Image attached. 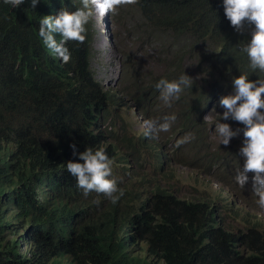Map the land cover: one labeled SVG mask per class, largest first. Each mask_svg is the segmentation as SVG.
Returning a JSON list of instances; mask_svg holds the SVG:
<instances>
[{
    "label": "trees",
    "instance_id": "obj_1",
    "mask_svg": "<svg viewBox=\"0 0 264 264\" xmlns=\"http://www.w3.org/2000/svg\"><path fill=\"white\" fill-rule=\"evenodd\" d=\"M80 6L81 0H40L35 8L31 0L18 7L0 0V264H264V222L245 214L234 228L223 218L227 208L234 209L231 203L219 205L212 196L183 198L164 181L148 179V172L135 180L141 153L153 154L157 169L150 173L164 176L171 172L163 166L172 162L175 150L170 155L145 132L127 153L120 154L122 147L110 140L114 123H106V117L127 97L122 89L103 87L90 66L96 15L85 42H68L72 59L66 64L39 37L42 16ZM131 11L141 19L142 27L134 25L137 39L152 43L155 37L153 43L160 41L171 55L163 77L137 82L136 63L126 69L124 90L144 115L151 112L154 94L158 97L155 83L185 73L184 48L213 46L220 77L216 89L193 80L174 100L173 113L180 131L206 137L203 153L192 157L200 162H191L204 183L233 187V171L242 166L238 157L234 164L206 147L216 123L204 118L224 96L222 87L233 89V77L247 71L251 79L259 78L237 47L251 39V27L238 32L231 26L222 0H123L120 26L131 19ZM72 144L78 152L102 146L114 157L113 173L125 193L118 203L95 191L84 196L66 168L70 160L82 162ZM249 198L251 210L258 209L255 194Z\"/></svg>",
    "mask_w": 264,
    "mask_h": 264
},
{
    "label": "rangeland",
    "instance_id": "obj_2",
    "mask_svg": "<svg viewBox=\"0 0 264 264\" xmlns=\"http://www.w3.org/2000/svg\"><path fill=\"white\" fill-rule=\"evenodd\" d=\"M97 22V38L95 46V56L92 60L93 71L100 81V83L107 89H122L125 96L127 97L121 107L117 110H113L107 117L106 123H114V132L111 141H116L117 147L121 148V153L129 152L132 143H134L139 136L146 131V125L144 121L148 119H161L165 115H171L173 110L178 108V105L174 104V100L171 103V106L165 104L159 97L156 98L154 92L153 101L150 104H154L151 112L149 109L147 115H144L141 111L136 110L134 103L132 102L131 95L124 90L125 88V75L126 69L132 66V63H136L135 71L137 76L135 80L140 82L143 80L144 76L151 78L153 75L156 79L157 77H163L167 75L170 69L169 60L170 57L166 55L170 53L169 48L166 46H161L162 43L156 41L155 37L151 38L152 43H148V40L142 39L139 41L137 35L134 32V25L141 26L139 13L136 11H131V19L120 26V19L118 12L109 13L106 16L96 15ZM142 27V26H141ZM251 33V28L248 29ZM161 35H158V39ZM186 39V38H185ZM183 38V40H185ZM110 40V42H109ZM194 47H191V52H189V47H185V51L182 54V62L184 64L185 73L189 75L193 80H195L199 87L210 88L209 91L216 89V81L220 79L218 69L216 68L214 55L212 54L213 46L202 43H192ZM176 50V49H174ZM181 55V54H180ZM170 61V62H169ZM123 64H125V69L123 71ZM164 64L166 68L164 69ZM167 65L169 68H167ZM152 79V80H154ZM224 84V83H223ZM227 86L222 87L224 96L230 94L231 90ZM135 92L136 88L133 89ZM133 90L129 91L133 93ZM218 99L211 106L210 110H207L205 113L204 121L217 122L221 119L224 109L219 106ZM169 108V110H167ZM213 108L216 109V112H213ZM176 114V113H175ZM217 117L216 120L213 118ZM222 123H230L235 130L236 128H241L238 122L231 119L224 121ZM243 128V127H242ZM187 133H192L193 138L179 147H177V140L185 136ZM212 134V133H211ZM212 137V138H211ZM210 139L206 141V147H209L211 152L217 151L219 156L223 158L230 159L234 164L237 160V164L243 165V157L240 155V148L242 147L243 142V133L241 132L240 136L232 139L231 143L227 146L221 144V140L216 135H211ZM206 137L198 132L191 131H180L179 123L175 122L168 132H161L157 141L159 142L158 146L162 147L165 152H169L170 155H173L171 165L167 171H171L166 175H155L151 174L150 171L153 164V157L148 154L147 151L141 153L143 158L142 165L134 168V178L135 180L141 179V177L148 172V179H154L158 181H164L169 184L173 190H176L179 195L183 198L193 199L212 196L217 199L219 205H226L231 203L234 205V209L227 210L224 212V222L233 225L234 228H237L240 216L249 214L254 220L263 221L264 219V209L258 206V209L251 210L250 205L251 195H254L252 191V182L251 179L245 185L244 188H241L235 181L234 177L236 172L231 176L233 181L232 184L228 185V188L224 187L221 184H218L216 181L205 182L202 180L201 175L199 174V169L196 166L197 164L191 163L200 161L194 160L192 157L196 154H202L203 149L201 147L202 142H204ZM201 139V140H200ZM203 146V145H202ZM139 147V146H138ZM205 149V148H204ZM214 153V152H213ZM230 153V154H229ZM189 161L185 164L184 160ZM253 174V173H250ZM249 174V176H250ZM258 197L254 198L256 200ZM235 211V212H233Z\"/></svg>",
    "mask_w": 264,
    "mask_h": 264
},
{
    "label": "clouds",
    "instance_id": "obj_3",
    "mask_svg": "<svg viewBox=\"0 0 264 264\" xmlns=\"http://www.w3.org/2000/svg\"><path fill=\"white\" fill-rule=\"evenodd\" d=\"M25 2L26 0H12L13 5L17 7ZM122 2L123 0H81V6L75 11L65 7L57 14L42 16L39 20V37L43 45L66 64L72 59L71 50L67 46L68 42H85L88 35L87 26L94 15L106 16L110 12L116 13ZM39 3L40 0H31L33 8ZM222 5L226 18L238 32H242L246 24L251 27V39L242 42L237 47L241 54L246 55L248 68L259 78L251 79L247 71L240 72L239 76L233 77V91L219 100V106L224 111L220 116L221 119L215 124L214 135L220 138L221 144L227 146L233 138L243 133L244 139L239 150L243 157V165L236 170L234 179L241 188H244L250 180L249 174L253 173L251 176L252 191L258 197L256 204L264 209V111H262L264 110V77L259 75V73H264V0H222ZM58 36L59 39H57ZM96 38L97 36L90 60L91 68L96 52ZM96 79L98 80L97 77ZM192 82L193 79L183 73L176 79H159L155 83V88L160 93L159 98L171 106L172 101L179 99L180 93L185 88L192 86ZM212 111L216 112V109L213 108ZM229 119L240 122L244 127L234 130L230 123L220 122ZM176 120L175 113L165 115L162 120L148 119L144 121L146 125L144 135L158 138L161 132L170 131ZM192 138V133L185 134L177 140V147L189 142ZM71 147L74 156H78L79 161L82 162L70 160L66 168L75 177L76 185L83 190L84 196L87 197L95 191L105 194L113 204L118 203L125 193L124 189L119 186L120 178L113 173L114 157H110L102 146L87 147L83 152H78L75 144ZM149 155L154 158L153 154ZM168 164L170 166L171 161H166L163 166L165 170L169 169ZM151 165L157 169L156 166Z\"/></svg>",
    "mask_w": 264,
    "mask_h": 264
}]
</instances>
